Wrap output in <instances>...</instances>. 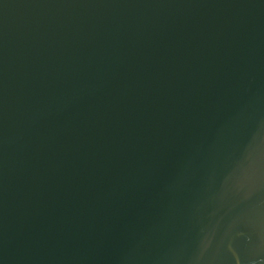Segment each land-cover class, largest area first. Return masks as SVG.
I'll use <instances>...</instances> for the list:
<instances>
[{"label": "water", "instance_id": "water-1", "mask_svg": "<svg viewBox=\"0 0 264 264\" xmlns=\"http://www.w3.org/2000/svg\"><path fill=\"white\" fill-rule=\"evenodd\" d=\"M0 264H264V0H0Z\"/></svg>", "mask_w": 264, "mask_h": 264}]
</instances>
